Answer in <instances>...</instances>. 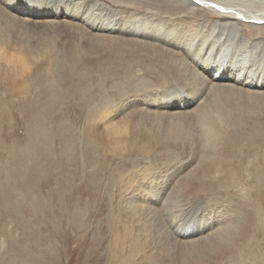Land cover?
<instances>
[{"label": "bare ground", "instance_id": "6f19581e", "mask_svg": "<svg viewBox=\"0 0 264 264\" xmlns=\"http://www.w3.org/2000/svg\"><path fill=\"white\" fill-rule=\"evenodd\" d=\"M7 36L1 95L52 68L109 83L87 148L142 163L113 183L109 264H264V0H0Z\"/></svg>", "mask_w": 264, "mask_h": 264}, {"label": "rangeland", "instance_id": "374dc122", "mask_svg": "<svg viewBox=\"0 0 264 264\" xmlns=\"http://www.w3.org/2000/svg\"><path fill=\"white\" fill-rule=\"evenodd\" d=\"M34 35L30 44L37 48ZM1 40V56H19L16 38ZM52 69L22 83L20 99L0 94V264H109L106 222L114 214L113 183L122 170L142 163L133 155L87 148L89 109L109 83L90 76L93 70L83 69L74 79L66 67ZM47 82L54 83V105L44 114V139L37 90ZM59 120L66 125L63 132Z\"/></svg>", "mask_w": 264, "mask_h": 264}]
</instances>
